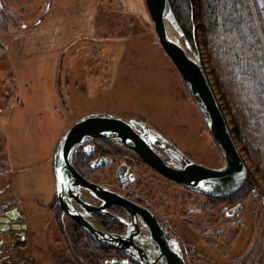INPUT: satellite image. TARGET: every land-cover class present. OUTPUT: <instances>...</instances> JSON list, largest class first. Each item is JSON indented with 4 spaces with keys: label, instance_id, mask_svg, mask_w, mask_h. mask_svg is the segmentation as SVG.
Listing matches in <instances>:
<instances>
[{
    "label": "rangeland",
    "instance_id": "1",
    "mask_svg": "<svg viewBox=\"0 0 264 264\" xmlns=\"http://www.w3.org/2000/svg\"><path fill=\"white\" fill-rule=\"evenodd\" d=\"M256 1L264 16L263 0ZM90 2L0 0V15L12 12L19 20L9 32L0 30V171H9L0 173V186L5 184L0 192V216L5 214L3 205L24 207L29 230L20 242L28 244L25 257L31 254L33 260L29 264H88L81 248L71 241L67 216L60 213L61 227L57 214L38 204L54 197L49 191L55 183L50 174L54 153L62 136L80 118L110 113L142 120L196 163L211 168L225 165L191 94L188 97L183 83V87L179 84L183 81L180 73L158 41L146 1L96 0L95 10ZM190 44L201 57L247 167L249 199L238 203L243 204L241 213L235 217L223 213L238 205L235 197L194 193L108 141L95 140L90 145L108 142L116 155L113 167L92 171L93 158L82 150L77 151L75 163L100 185L148 206L178 239L187 264H232L239 259L240 264H260V259L264 264L260 256L264 247L260 135L245 113L243 96L237 100L228 91L221 98L204 42L199 49ZM218 74L225 90L226 75L223 70ZM13 90L16 98H2ZM236 123L241 137L235 134ZM97 152L100 158L101 151ZM123 161L132 163V179L125 184L117 178L115 167ZM18 198L22 202H16ZM12 240L16 238L0 233V257L12 247ZM111 257L123 256L113 253Z\"/></svg>",
    "mask_w": 264,
    "mask_h": 264
},
{
    "label": "water",
    "instance_id": "2",
    "mask_svg": "<svg viewBox=\"0 0 264 264\" xmlns=\"http://www.w3.org/2000/svg\"><path fill=\"white\" fill-rule=\"evenodd\" d=\"M158 41L171 59L214 140L225 165L211 168L196 163L154 127L135 118L125 119L110 113L86 115L62 136L54 154L56 197L64 215L71 218L96 243L118 250L126 258H112L104 264H187L178 239L163 227L153 212L110 188L89 181L76 168L74 158L86 144L103 140L129 150L163 177L200 195L226 197L238 191L248 179L247 167L229 129L227 119L213 91L201 57L188 41L169 0H145ZM167 22L177 34H169ZM183 39V43L181 40ZM191 50V53L189 52ZM88 146L84 147L86 150ZM127 153V152H126ZM127 164L116 172L122 182ZM111 206L121 208L127 219L112 214ZM0 233L26 230L17 209L3 205ZM240 204L224 209L229 217L241 213ZM94 214H101L125 226L124 233L101 227Z\"/></svg>",
    "mask_w": 264,
    "mask_h": 264
},
{
    "label": "trees",
    "instance_id": "3",
    "mask_svg": "<svg viewBox=\"0 0 264 264\" xmlns=\"http://www.w3.org/2000/svg\"><path fill=\"white\" fill-rule=\"evenodd\" d=\"M169 1L189 41L198 49L201 47V43L204 42L205 48L203 47V49L207 50V55H209L211 63L215 66L212 74L214 75L215 84L219 86L221 98L225 99L228 91L233 92L237 100H239L240 95L241 98L244 97L242 103L244 104L245 113L253 119V125L262 141L261 149L264 150V16L260 14L257 1ZM103 5L107 6V3ZM0 17H4V24H2L3 21L0 18V30L5 32H9L19 21L18 17L11 12L1 14ZM172 65L174 67V64ZM221 70L226 75V81L229 84L225 90L221 89L218 80V72H221ZM180 82L179 84L181 87H185L189 97L190 92H188V87L184 81ZM215 95L218 99L216 92ZM234 128L236 136L241 137L237 123L236 125L234 124ZM97 147V151H106L110 154L114 151L108 142L99 146L97 145ZM80 172L86 174L84 171ZM245 187L246 185L244 184L238 191L225 197V199L235 197V199H238L237 204L241 201V203L245 202L249 199V195L247 194L248 189ZM48 207L53 213L57 214L58 221L60 222L59 225L62 227L63 223L60 215L62 211L58 205L56 196ZM13 208L17 209V207ZM224 216L226 215L224 214ZM66 219L67 227H69L70 234H72L71 241L81 248L83 251L82 255L88 264H104L105 260L113 258L111 254L115 252L96 243L71 218L67 216ZM111 226L113 227L112 229H107L116 231L114 229L116 228V224L111 223ZM263 253L264 247L260 256H264ZM232 262V264L241 263L240 259L233 260Z\"/></svg>",
    "mask_w": 264,
    "mask_h": 264
},
{
    "label": "flooded vegetation",
    "instance_id": "4",
    "mask_svg": "<svg viewBox=\"0 0 264 264\" xmlns=\"http://www.w3.org/2000/svg\"><path fill=\"white\" fill-rule=\"evenodd\" d=\"M85 146H88V148L86 149V150H84V147ZM83 148H81L80 150H82V151H84V152H88V153H86V156L87 157H91V158H93L91 161H92V163H91V165H90V168H91V170L92 171H95V170H97V168H102V167H104V166H106L107 168H110V167H113L114 166V164H115V162H114V158H115V156L116 155H114V152L115 151H113V156L109 153V152H103V151H101V155L102 156H100V158H99V156L98 155H100V154H98V152H97V149H98V147L96 146V145H90V143L89 144H86ZM79 150V151H80ZM118 155H120V154H118ZM76 157V156H75ZM75 158H74V162H75ZM87 160V159H86ZM127 164V166H128V173H127V176H126V180L124 181V182H122L119 178V180L121 181V183H123V184H125V183H127V182H129V180H131L132 179V177H131V173H130V164H132V163H129V162H127V161H123V162H121L120 164H118L117 166H115L116 167V172L118 171V169H119V167L122 165V164ZM75 166H76V168L79 170V171H82V169H80V167L77 165V163H75ZM151 168V167H150ZM152 169V168H151ZM153 171H155L154 169H152ZM82 174V173H81ZM89 181H91V182H93V183H96V184H99V183H97L96 181H94V180H92L91 178H89L86 174H83ZM163 177V176H162ZM163 178H165V177H163ZM166 180H169V179H167V178H165ZM169 181H171V180H169ZM171 182H173V181H171ZM174 183V182H173ZM179 185V184H178ZM104 186V185H103ZM112 190V189H111ZM113 191H115V190H113ZM115 192H117V193H120V194H122L121 192H119V191H115ZM128 198H131V197H129V196H127ZM134 202H136V203H138L140 206H142V207H144V208H147V209H149L151 212H153L148 206H146V205H144L143 204V202L142 201H134ZM234 207V206H233ZM112 214H115V215H117V216H120V217H122V218H125V219H127V215H126V213L121 209V208H119V207H116V206H111L109 209H108ZM153 214L155 215V217L157 218V216H156V214L153 212ZM94 218L96 219V221H98V223L101 225V227H103L104 229H106L107 231H109V232H113V233H124L125 232V226L123 225V224H121V223H119L118 221H115V220H112V219H109V218H107V217H105V216H103V215H101V214H94ZM157 220L159 221V223L163 226V227H165L164 226V224H162L161 223V221L157 218ZM111 223H115L116 224V228H114L116 231H110L109 229H112L113 227L111 226ZM107 228H109V229H107ZM166 228V227H165ZM167 229V228H166ZM168 230V229H167ZM169 231V230H168ZM173 235V234H172ZM107 248H109V247H107ZM111 251H113V252H115V254L118 256V255H122L123 257H118L119 259H124V258H126V256H125V254H123L122 252H120V251H118V250H114V249H111V248H109ZM182 249V248H181Z\"/></svg>",
    "mask_w": 264,
    "mask_h": 264
},
{
    "label": "crops",
    "instance_id": "5",
    "mask_svg": "<svg viewBox=\"0 0 264 264\" xmlns=\"http://www.w3.org/2000/svg\"><path fill=\"white\" fill-rule=\"evenodd\" d=\"M97 1H99V0H97ZM98 3V2H97ZM95 4H96V0H91V2H90V7L93 9V10H95V7H98L97 6V4H96V6H95ZM52 5L53 4H51L50 5V9L52 8ZM49 9V10H50ZM12 13V12H11ZM14 14V13H13ZM14 15H16V14H14ZM18 17V16H17ZM72 74V73H71ZM72 76V75H71ZM75 76H77V75H75ZM71 78V77H70ZM74 78V77H73ZM72 79V78H71ZM12 96H14L15 98H16V91L15 90H13V91H11V92H7V93H5V94H3L2 95V98L4 99V100H8L9 98H12V100L14 99V97H12ZM4 111V110H3ZM55 154V153H54ZM3 172H5V173H8L9 171H0V173H3ZM50 174H52L53 175V177H54V181H55V183H54V185H53V187L51 188V187H49V191L51 190V193H53V199H51L50 201L49 200H47V201H44V200H38V204L40 205V207H42V208H47L48 210H50V208L48 207V205H50L53 201H54V199H55V196H56V180H55V175H54V158H53V171H50ZM4 186H5V184L4 185H2V186H0V192H3L4 191ZM19 197V196H18ZM17 201H20V202H22V200L20 199V198H18V200H16V202ZM15 206V205H14ZM16 207H17V209L20 211V213H21V215H22V223L24 224V225H28V223H27V217L25 216V214H24V207L22 206V205H19V204H17L16 203ZM50 212H52L51 210H50ZM53 213V212H52ZM24 221V222H23ZM27 229H28V226H27ZM29 230V229H28ZM2 233H7L11 238H14L13 237V234H11V232H2ZM19 234L20 235H23V234H26L27 235V232L26 231H24V232H19ZM29 234H30V232H29ZM12 247L10 248V249H8V247L6 248V251H7V253H2L1 254V257H0V264L2 263V264H18V262L19 263H21V264H29L30 262L32 263V255L31 254H29V257L27 258V257H25V256H27V255H25V253H28V251H29V248H28V244L27 245H25V246H22V247H16V245H15V241L14 240H12ZM27 246V247H26ZM10 250V251H9ZM51 253H52V257H53V259H54V261L56 262V260H55V254H54V251H52V249H51ZM11 256H13L15 259L13 260L12 258H11ZM57 263V262H56Z\"/></svg>",
    "mask_w": 264,
    "mask_h": 264
},
{
    "label": "bare ground",
    "instance_id": "6",
    "mask_svg": "<svg viewBox=\"0 0 264 264\" xmlns=\"http://www.w3.org/2000/svg\"><path fill=\"white\" fill-rule=\"evenodd\" d=\"M167 28H168V31H169V34L173 37H178L176 32L173 30V28L171 27V25L167 22ZM181 42L183 43V39L181 40ZM189 52L191 53V50H189ZM126 152L129 154V155H132L134 157H137L136 154H134L133 152L129 151V150H126Z\"/></svg>",
    "mask_w": 264,
    "mask_h": 264
},
{
    "label": "built area",
    "instance_id": "7",
    "mask_svg": "<svg viewBox=\"0 0 264 264\" xmlns=\"http://www.w3.org/2000/svg\"><path fill=\"white\" fill-rule=\"evenodd\" d=\"M19 232H24L23 230H20V231H15L13 232V237L16 238V244H18L19 246H23L22 243L20 242V239L22 237V235L19 234Z\"/></svg>",
    "mask_w": 264,
    "mask_h": 264
}]
</instances>
